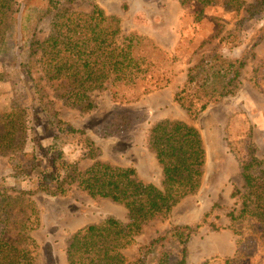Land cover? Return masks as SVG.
<instances>
[{
    "label": "trees",
    "instance_id": "trees-1",
    "mask_svg": "<svg viewBox=\"0 0 264 264\" xmlns=\"http://www.w3.org/2000/svg\"><path fill=\"white\" fill-rule=\"evenodd\" d=\"M19 0H0V57L10 52V39L18 33ZM74 0H47L45 15H51V31L39 40L36 28L23 34L20 40V70L37 104L45 110L46 88L64 104L90 112L97 106L95 94L110 93L117 108L100 132L102 137L127 134L146 119V113L125 108L140 97L126 100L122 87L136 85L157 71L146 48L165 53L147 36L123 30V19L107 14L94 3L90 12L74 11L69 6ZM215 0H180L183 6L192 2L208 6ZM226 8L238 17L245 11L247 18L238 22L254 21L261 24L255 43L236 57L219 53L203 58L188 69L187 82L174 93L179 104L192 120L209 106L234 95L241 86V75L254 48L264 39V0L248 4L246 0H226ZM125 7H127L125 5ZM238 28V27H237ZM237 28L225 33L220 42L239 48L243 37ZM25 26L21 24V31ZM171 82L167 78L161 89ZM29 111L13 106L0 113V154L12 153L15 186L8 193L0 180V264H40V244L32 232L41 226L40 210L32 195L45 192L51 196L66 195L72 184L93 199H107L128 211V222L108 216L99 223L88 224L71 233L66 239L67 264H147L155 247L160 248L156 264H186L187 243L201 223L174 225L149 244L139 248L132 259L125 251L132 248L144 227L154 219H167L174 207L185 197L196 194L202 186L207 153L200 130L178 119H161L149 128L147 148L155 154L162 178L160 186L143 181L134 166H116L99 159L102 150L85 132L61 119L51 121L54 135L47 144L39 137L36 143ZM68 140L83 148L82 158L70 160L64 151ZM75 140V141H73ZM67 141V142H66ZM31 144V149L27 147ZM94 163L79 170L81 159ZM40 169V171H38ZM241 187L232 197L237 208L230 213L232 227L237 221L254 220L264 238V158L255 151L240 164ZM9 207L17 209L8 210ZM176 239L181 247L180 258L172 260L166 242ZM47 264H54L52 253H46ZM202 264H209L206 260ZM224 264H240L227 257Z\"/></svg>",
    "mask_w": 264,
    "mask_h": 264
},
{
    "label": "rangeland",
    "instance_id": "rangeland-1",
    "mask_svg": "<svg viewBox=\"0 0 264 264\" xmlns=\"http://www.w3.org/2000/svg\"><path fill=\"white\" fill-rule=\"evenodd\" d=\"M254 1L246 0L248 4ZM46 2L47 0L18 1L19 30L10 39V52L0 57V113L9 112L13 106L26 108L32 119L30 124L36 131L33 133L34 141L37 143L39 137H44L43 144L49 143L56 132L51 121L61 119L84 131L86 136L95 142L102 150L100 160L121 167L135 166L139 161H143L146 170L154 163L156 166H153L154 180L160 179L162 171L153 161V156L145 149L150 128L147 122L135 124L125 135L107 138L100 135L101 127L111 119L113 112L120 106L112 101L109 92L95 94L96 108L90 112H82L79 108H72L62 100L56 99L52 91L46 88L47 97L44 98V102H47V106L42 104L45 110H37V104L32 100L20 70L18 47L23 34L32 33L35 28L39 40H44L50 34L51 15H43ZM128 2V0H74L69 6L74 11L90 12L96 3L106 13H119L122 16L125 34L138 28L146 32H158L161 35L159 41L168 46L176 45L175 51L165 53L153 51L151 47L145 49L155 63L157 71L154 70L151 77L147 75V79L140 80L136 85L121 88L120 92L129 101L150 91L159 90L158 87L163 86L167 78L185 72L194 66L193 63L199 57L203 59L215 53L230 58L240 55L255 43L261 26L249 20L239 23V18H247L248 14L243 11L236 17L234 11L226 8V0H215L208 6L189 4L184 7V11L180 10L182 15L179 21L176 19L175 7L170 8L171 11L164 16L165 19L160 18L157 6L162 4L165 6L166 0L150 3L146 6L149 16L135 18L132 12L128 11L126 5ZM21 24L25 26L24 32L21 31ZM171 26L176 32L167 31ZM235 28L244 42L239 48L233 49L219 40L225 33ZM253 53L254 57L249 60L242 72L241 86L234 95L209 106L196 120H191L184 114L186 121L200 130L206 149L207 160L202 186L199 192L184 198L176 205L167 219L150 221L137 238L135 245L125 251L129 259L137 255L140 247L167 233L174 225H184L182 222L189 216L190 221H194L190 225L197 223L201 225L197 232L191 235L188 247L208 240L209 236L222 238V234L230 230L233 232L231 242L235 245V254L230 258L236 259L240 264H264V238L258 224L254 220H242L235 222L232 227L230 216L237 208L232 193L236 187L243 185L240 175L241 161L247 159L253 150L260 159L264 158V39L254 48ZM138 106L131 107L130 103L126 104L125 108L133 110ZM171 115L180 117L175 113ZM69 142L68 140L64 147L68 158L70 160L82 158L84 154L82 146ZM31 144L27 145L29 149ZM13 156L10 152L0 154V180H4L1 186L5 185L1 190L8 189L10 194H15L10 190L13 185L15 186ZM93 163L94 160L84 158L80 160L78 168L85 170ZM31 197L40 210V229L32 232V236L34 235L41 246L40 264H47L46 253L49 252L52 253L54 264H67L65 242L72 231L88 224L99 223L108 216L128 222V211L123 206L107 199H93L78 189L76 183L70 186L66 195L51 196L40 191ZM8 210L17 212L15 207H9ZM204 211L205 216L201 218ZM2 229L0 223V236ZM165 248L170 251L173 261L179 260L181 247L176 239L168 240ZM159 252L160 248L155 247L147 258V264H156ZM228 254L231 253H223L208 258L207 261L209 264H224ZM187 261L188 264L201 263L199 259L194 261L189 253Z\"/></svg>",
    "mask_w": 264,
    "mask_h": 264
},
{
    "label": "crops",
    "instance_id": "crops-1",
    "mask_svg": "<svg viewBox=\"0 0 264 264\" xmlns=\"http://www.w3.org/2000/svg\"><path fill=\"white\" fill-rule=\"evenodd\" d=\"M128 1L129 2L126 4L128 6L127 8H129L128 11L132 12L133 17L135 18L137 16H141V17L149 16V14L147 13V7L146 6L150 5V3L158 2L159 0H128ZM166 1H167V3L165 6L163 4L161 6L160 5L157 6L159 11H160V18H164L165 15L167 16L168 12L171 11L170 8L175 7L176 12H177L176 19H177V21H179L180 15H182V14H180V12H181L180 10L182 9V11H184L185 6H183L181 4L180 0H166ZM192 3H195V2H192ZM192 3H190V4H192ZM196 4H198V3H196ZM113 14L120 15L119 13H113ZM164 19H163V21H166ZM162 22H161V24H162ZM122 23L124 24V22H122ZM133 30L139 32L140 34H142L144 36H147L149 39H151L154 42L155 46L159 47L164 52L165 51H168V52L169 51H175V49H176L175 48L176 45L175 46L174 45L168 46L165 43H162L161 41H159V40H161V35L158 32H152V31L146 32V31H142L139 28L133 29ZM167 31L176 32V30H174L172 28V26L169 27ZM200 58L201 57L197 58L198 60H196L193 63V65L198 64L202 60V58L201 59ZM187 75H188V70H186L183 73H179L177 75H174L173 77H171V82L167 86H165L159 90L150 91L149 93L141 96L138 101L131 103V107H132V105H139L137 108H133V110L143 111L144 113H146V119L144 121L147 122L149 127H151L152 124H154L155 122H157L161 119H178V120H182V121L187 122L185 116L189 117V115L179 104H177L174 101V93L177 92L187 82V78H188ZM168 113H170V114H168ZM171 113H175L177 115L179 114L180 117H174L171 115ZM184 114H185V116H184ZM187 123H189V122H187ZM189 124H191V123H189ZM145 147H146L145 149L148 151V153L153 156V161L156 163V165L159 169L160 166H159L158 161L155 157V154L150 152L147 148V140H146V146ZM130 166H134V165H130ZM144 166H146V164L143 161H139L138 165L135 164V166H134L138 171L139 177L147 183H152L156 186H158V184L160 185L161 178H162V172H161V178L154 180L153 166L156 167L155 164L154 163H153V165L151 164V168H149L147 170L144 168ZM161 171H162V169H161ZM182 201L183 200H181V202ZM180 203H178V204H180ZM205 213H206L205 211L202 213L201 218H203L205 216ZM193 222L194 221H190V217L187 216L185 218V221L182 223L184 225H190ZM39 229H37L36 231H38ZM79 229H77V230H79ZM36 231H34V232H36ZM74 232L75 231H72L71 233H74ZM33 237H34V235H33ZM232 237H233V232L230 230H227L222 234L223 239L222 238H215V237L213 238L212 236H209L208 240H204V241L202 240L201 243L198 240L199 243L197 245L189 246V247L187 246V255L189 253L194 261H196L197 259L201 260L200 264H202V262L206 261L208 258L215 257V256L221 255L223 253H231L232 255L228 254V256H226V257H231L235 254V245L232 244V242H231V239H233ZM186 263L188 264V261Z\"/></svg>",
    "mask_w": 264,
    "mask_h": 264
}]
</instances>
